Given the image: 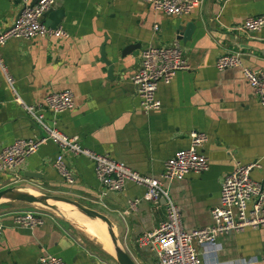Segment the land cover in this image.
<instances>
[{"label": "crops", "instance_id": "1", "mask_svg": "<svg viewBox=\"0 0 264 264\" xmlns=\"http://www.w3.org/2000/svg\"><path fill=\"white\" fill-rule=\"evenodd\" d=\"M200 1L188 15L168 17L141 0H56L55 27L67 33L66 39H10L0 47V58L23 104L37 107L46 94L71 93L73 107L67 112L52 119L40 109L47 126L140 175L157 178L164 161L188 147L189 133L202 134L198 151L206 158V170L164 184L187 232L210 224L209 211L218 204L219 185L236 163H256L249 176L264 186V113L239 69L214 68L219 55L233 52L240 55L244 67L264 70V28L248 35L234 31L245 19L264 14V0ZM19 10L18 1L0 0V32ZM173 42L182 51L186 69L168 85L157 86L160 105L144 113L130 83L138 53ZM130 45L138 47L137 54L120 59L122 49ZM100 47L114 64L110 80L100 61ZM42 135L12 101L0 73V149L17 139ZM59 153L54 143H43L15 171L0 175V190L16 185L102 213L136 263L152 264L151 253L136 246L135 240L163 221V208L144 201L130 208L129 202L143 193L130 183L102 198L92 164L64 153L63 163L73 177V183L66 184L52 167ZM28 206L0 203V264H36L45 255L66 264H115L108 247L77 223L50 215L34 229L14 226L11 213ZM199 260L200 264H264V228L219 236L212 245L199 248Z\"/></svg>", "mask_w": 264, "mask_h": 264}, {"label": "built area", "instance_id": "2", "mask_svg": "<svg viewBox=\"0 0 264 264\" xmlns=\"http://www.w3.org/2000/svg\"><path fill=\"white\" fill-rule=\"evenodd\" d=\"M20 10L11 25L0 32V47L10 39L18 40H61L68 37L60 27L48 28L43 24V15L52 10L56 0H38L29 5V0H16ZM153 12L168 17L188 15L200 4V0H141ZM156 27H154L155 29ZM264 28V14L245 19L234 28L235 32L248 35ZM216 71L239 69L246 84L264 113V70L244 67L238 53L228 52L219 55L215 62ZM186 69V61L176 42L167 46H148L138 53V68L131 75L130 83L135 89L139 105L144 113L158 109L155 98L157 86L168 85L173 76ZM0 73L4 83L22 111L42 131L40 138L17 139L0 149V175L13 172L26 159L33 155L45 142L54 143L60 153L52 162V167L59 177L68 185L73 183L63 163V154L88 160L92 164L94 178L103 198L109 193L121 191L130 183L141 188V198L129 202L134 208L138 201L153 202L163 208L164 219L150 232H145L136 240V246L147 248L153 257L152 264H200L199 248L212 245L217 237L243 231L246 228H264V186L250 178L249 173L257 168L256 163H236L219 185L218 204L209 211L210 224L207 227L185 231L182 227L180 213L171 201L168 189L164 184L182 180L186 175L200 174L206 170V158L198 149L204 142L199 133H189V145L178 150L164 161L161 173L157 178L140 175L129 168L110 159L107 155L97 154L79 145L75 138H68L53 127L43 122L40 109L47 111L55 118L73 107L69 91L46 94L41 106L25 105L19 99L14 81L8 74L0 58ZM50 215L34 209L11 213V223L17 228L34 229L40 227ZM0 224V233L2 232ZM36 264H66L58 257L45 255L37 259Z\"/></svg>", "mask_w": 264, "mask_h": 264}, {"label": "water", "instance_id": "3", "mask_svg": "<svg viewBox=\"0 0 264 264\" xmlns=\"http://www.w3.org/2000/svg\"><path fill=\"white\" fill-rule=\"evenodd\" d=\"M36 1L38 0H29V5H33ZM45 18L46 20L43 21L44 26L48 28H55V23L58 19L55 17V14L52 13V10L47 11L43 15V19ZM48 20L51 21V24L48 22ZM99 50L100 61L106 66V76L107 79L110 80L114 64L111 61L105 59L102 52V47H100ZM137 50L138 47L136 45L125 47L120 52V59L128 54H137ZM22 176L31 178L34 175L31 173H23ZM8 202H16L29 206H39L43 209L56 212L58 214V217L62 219H65V217L61 214V209L57 206V204L62 203L68 205L72 207V209L76 211L82 218L88 220L89 222H99L104 225L105 231L111 243L112 256L115 264H137L136 261L132 258L129 251L125 248L123 249L122 246L118 243V240L113 232L112 223L102 213L86 208L79 203L65 197L31 193L25 188L16 185L0 190V203Z\"/></svg>", "mask_w": 264, "mask_h": 264}, {"label": "bare ground", "instance_id": "4", "mask_svg": "<svg viewBox=\"0 0 264 264\" xmlns=\"http://www.w3.org/2000/svg\"><path fill=\"white\" fill-rule=\"evenodd\" d=\"M61 210V214L65 217V219H67L68 221L77 223L79 225H82L86 230H88L91 234L95 235V237H97L100 241H102L109 249V252L112 254V248H111V243L110 240L108 238L107 233L104 232V225L97 222V225H92L89 224L88 222H85L83 220H79L78 217L77 219H74V210H71L69 208H67V206H65L64 208L60 207ZM84 223V224H81ZM100 231H99V230Z\"/></svg>", "mask_w": 264, "mask_h": 264}, {"label": "rangeland", "instance_id": "5", "mask_svg": "<svg viewBox=\"0 0 264 264\" xmlns=\"http://www.w3.org/2000/svg\"><path fill=\"white\" fill-rule=\"evenodd\" d=\"M57 206L58 207H62V208H64L65 206H67V208H69V209H71V210H73L72 209V207H70V206H68V205H65V204H60V203H58L57 204ZM38 209V210H41V211H44L46 214H49V215H52V216H54V217H58V214L56 213V212H52V211H50V210H46V209H43V208H41V207H39V206H28L27 208H25L26 210H31V211H33L34 209ZM61 209V208H60ZM99 209H101V208H99ZM62 210V209H61ZM60 211V210H59ZM101 212V211H100ZM73 213H74V219H77V217L79 216L80 218H78L79 220H83L84 218H82L76 211H73ZM68 220L66 219V222H67ZM83 221H85V222H88L89 224H90V222L88 221V220H86V219H84ZM69 223V222H68ZM81 224H84V223H81ZM74 225V224H73ZM79 225V224H78ZM78 227V226H77ZM99 230V229H98ZM100 231V230H99ZM104 232L106 233V231H105V228H104Z\"/></svg>", "mask_w": 264, "mask_h": 264}]
</instances>
